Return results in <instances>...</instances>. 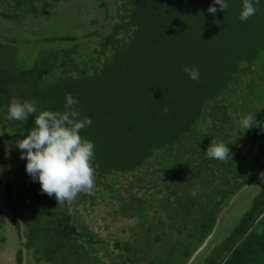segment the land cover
Segmentation results:
<instances>
[{"label":"trees","instance_id":"trees-1","mask_svg":"<svg viewBox=\"0 0 264 264\" xmlns=\"http://www.w3.org/2000/svg\"><path fill=\"white\" fill-rule=\"evenodd\" d=\"M226 3L213 16V0H0V255L11 227L16 264L189 263L264 176V130L240 124L264 122V0L247 22ZM67 94L92 121L95 186L58 205L15 145L35 117L10 121L7 105L63 111ZM212 141L231 159L208 158ZM259 188L195 264H264Z\"/></svg>","mask_w":264,"mask_h":264},{"label":"clouds","instance_id":"clouds-1","mask_svg":"<svg viewBox=\"0 0 264 264\" xmlns=\"http://www.w3.org/2000/svg\"><path fill=\"white\" fill-rule=\"evenodd\" d=\"M259 3L260 0H242L239 19L247 22L258 11ZM227 8L226 0H213L207 11L215 16ZM184 71L190 79L198 81V69L185 67ZM77 104L78 100L67 94L63 111H38L37 101H21L19 98H13L7 105V119L10 121L35 117L34 127L25 138L17 139L15 145L21 152L20 159L27 161V174L39 182L41 194L54 196L58 205L76 199L81 192L92 195L95 186L92 166L95 145L80 135L92 121L86 116L81 118ZM164 111L169 109L165 107ZM240 124L247 130L254 126L264 130V122L257 121L251 114L243 116ZM205 154L218 161L231 159V149L223 142L212 141Z\"/></svg>","mask_w":264,"mask_h":264},{"label":"rangeland","instance_id":"rangeland-1","mask_svg":"<svg viewBox=\"0 0 264 264\" xmlns=\"http://www.w3.org/2000/svg\"><path fill=\"white\" fill-rule=\"evenodd\" d=\"M85 11H87V8H85ZM259 189H260L259 187L257 188L255 187V189H253L252 191H249V193L245 195L244 198H241V200L237 203V205L233 207L229 217L223 221V230L226 229L228 226H233L235 224V221H236L235 219H237V216H240L241 214H243L245 210L247 209L246 206L244 207L245 202L248 199H250L255 194V192L258 191ZM232 214L236 215V217L235 218H233L234 216L231 217ZM4 236H5L6 246L4 247V250L2 254L0 255V264H15L14 263L15 253L19 249L18 239H16L17 236L15 235L11 227L6 228ZM211 249H213L212 246L209 247L205 251L204 255L209 254Z\"/></svg>","mask_w":264,"mask_h":264},{"label":"water","instance_id":"water-1","mask_svg":"<svg viewBox=\"0 0 264 264\" xmlns=\"http://www.w3.org/2000/svg\"><path fill=\"white\" fill-rule=\"evenodd\" d=\"M259 181L260 182L264 181V176ZM259 181L246 186L244 189L239 191L237 195L232 197L229 206L223 209L220 216L217 218L216 225L212 233L206 238V240L201 245V247L193 254L188 264H195L197 260L204 255L205 251L209 247L212 246L214 248L218 240L219 234L223 230V221L229 217L232 208L237 205V203L241 200V198H244L245 195H247L249 191H252L253 189H255V187L256 188L259 187V183H260Z\"/></svg>","mask_w":264,"mask_h":264},{"label":"flooded vegetation","instance_id":"flooded-vegetation-1","mask_svg":"<svg viewBox=\"0 0 264 264\" xmlns=\"http://www.w3.org/2000/svg\"><path fill=\"white\" fill-rule=\"evenodd\" d=\"M14 263L16 264V260H15V258H14Z\"/></svg>","mask_w":264,"mask_h":264}]
</instances>
